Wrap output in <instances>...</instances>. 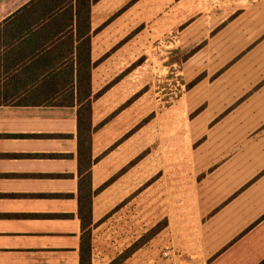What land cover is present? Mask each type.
<instances>
[{"label":"crops","instance_id":"1","mask_svg":"<svg viewBox=\"0 0 264 264\" xmlns=\"http://www.w3.org/2000/svg\"><path fill=\"white\" fill-rule=\"evenodd\" d=\"M30 1L0 0V264H80L81 181L91 185L96 223L91 264H111L132 243L112 250L114 244L105 242L103 220L107 216L106 223L110 222L117 206L128 199L119 197L117 188L130 189L137 176L138 186L126 190L125 197L138 191L140 227L148 212V181L162 182L157 202L163 203L168 222L157 235H168L174 264H264V0H255L237 15L232 64L210 84L204 108L192 118L211 125L193 150L190 168L196 179L184 189L183 197L179 164H173L167 176L172 179L169 191L163 169L148 175L143 161L148 152L131 165L120 162L115 146H104L102 130L112 116L102 120L96 112L101 94L95 76L108 57L95 50L96 35L104 27L94 24L98 0L90 8V53L92 61H103L92 75L96 129L91 174L84 177L87 163L81 169L75 101L60 104L33 95L55 89L57 79L52 76L68 72L67 60H72L71 72L76 75V39L52 35L59 31L58 22L49 21L48 30L40 27L39 12L50 15L52 10L39 4H31V36L12 34L19 22L9 19ZM183 199L187 200L181 209ZM144 245L118 264H147L141 258Z\"/></svg>","mask_w":264,"mask_h":264},{"label":"rangeland","instance_id":"2","mask_svg":"<svg viewBox=\"0 0 264 264\" xmlns=\"http://www.w3.org/2000/svg\"><path fill=\"white\" fill-rule=\"evenodd\" d=\"M252 4L256 1H97L94 24L104 27L96 35L95 50L97 55L105 53L108 57L95 76V88L101 94L96 112L102 120L112 116L103 127V143L117 148L121 163H138L140 154L148 152L143 155L148 175L163 169L162 179L169 191L172 179L167 176L172 173V165L179 164L180 195L187 194L184 189L196 179V172L190 168L193 150L211 125L192 118L204 108V94L210 84L232 64L236 17ZM198 45L200 50L189 54ZM137 178L130 189L138 186ZM154 179L148 181V212L146 221L142 216L145 225L141 227L138 191L125 197L130 189L123 185L117 188V195L128 199L117 206L110 222L106 223L107 216L104 218L105 242L113 243L115 251L135 244L158 227L145 242L141 258L145 257L147 264H174L168 235H157L168 217L163 216V203L157 202L162 182L155 183ZM139 230L143 232L141 237ZM139 257L137 253L135 258Z\"/></svg>","mask_w":264,"mask_h":264},{"label":"trees","instance_id":"3","mask_svg":"<svg viewBox=\"0 0 264 264\" xmlns=\"http://www.w3.org/2000/svg\"><path fill=\"white\" fill-rule=\"evenodd\" d=\"M93 1L94 0H31L23 11L13 15V17L9 19V21L13 23L19 22L18 24L16 23L17 26L13 28L12 34L31 36V4L45 5L47 6L46 8H51L52 11L50 15L45 10L39 12V16H41L40 19H43L41 21L43 25L40 27L45 25L48 30L49 21L58 22L60 24L59 31H52V35L64 34L69 37H75L76 39V75L71 72L73 67L72 60H67V66H69L68 72L52 76L54 79H57L55 89L35 91L33 95L43 98L46 101L60 104H72L75 101L77 105L78 148L81 169H83L82 165L87 163V166L85 165L86 168L83 169L85 171V178H89L91 174L92 132L96 129V126H92V107L96 97L95 94H92L91 90L92 75L97 63L103 61V58L96 61H92L91 59L92 33L90 31V8ZM55 45L58 44H52V46ZM68 45L71 46L72 41H69ZM200 46L201 45H198L193 48L189 54L200 50ZM54 50H56V48H54ZM107 183L108 182H105L99 190L104 188ZM91 196V185H84L81 181L79 187V217L82 228L80 264H91V235L92 230L96 226V223L92 221ZM157 228L158 227H154L147 233L146 237L138 239L135 244L131 245L111 264H118L121 259L128 256L129 253L145 243L149 237L156 234Z\"/></svg>","mask_w":264,"mask_h":264}]
</instances>
